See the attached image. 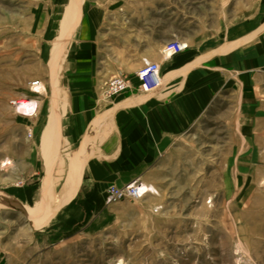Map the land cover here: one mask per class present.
<instances>
[{
    "label": "crops",
    "instance_id": "obj_1",
    "mask_svg": "<svg viewBox=\"0 0 264 264\" xmlns=\"http://www.w3.org/2000/svg\"><path fill=\"white\" fill-rule=\"evenodd\" d=\"M49 2L38 14L44 33L70 4ZM239 7L219 13L216 0H81L56 81V64L47 65L50 81L40 80L34 112L22 116L29 147L19 153V202L30 205L41 190L42 221L57 210L53 223L63 230L91 227L112 204L109 185L154 186L179 174L178 139L220 93L236 95L243 128L264 120V0ZM171 40L186 47L163 57ZM145 63L158 65L155 89L144 90L136 75ZM118 74L128 89L104 98L106 81Z\"/></svg>",
    "mask_w": 264,
    "mask_h": 264
},
{
    "label": "rangeland",
    "instance_id": "obj_2",
    "mask_svg": "<svg viewBox=\"0 0 264 264\" xmlns=\"http://www.w3.org/2000/svg\"><path fill=\"white\" fill-rule=\"evenodd\" d=\"M216 1L221 13L245 0ZM50 3L0 0V264H264V120L243 128L234 93H220L180 136L178 175L112 203L91 227L63 230L53 223L57 210L42 221L41 190L30 205L19 202L28 118L10 100L35 97L28 83L50 81L47 65L70 44L61 35L65 15L44 33L38 14Z\"/></svg>",
    "mask_w": 264,
    "mask_h": 264
},
{
    "label": "built area",
    "instance_id": "obj_3",
    "mask_svg": "<svg viewBox=\"0 0 264 264\" xmlns=\"http://www.w3.org/2000/svg\"><path fill=\"white\" fill-rule=\"evenodd\" d=\"M186 44L179 40H171L166 42L160 49V53L163 57L170 56L174 53L179 52L180 50L184 49ZM158 71V65L155 63H145L137 72L136 75L140 81L141 87L144 90H149L154 88L158 85V79L156 77ZM40 84L39 79H33L28 83L29 91L33 93H37L35 87ZM34 87V88H33ZM129 87V79L127 76L122 74H118L115 76L110 77L105 84L103 90V96L106 99H111L114 96L124 92ZM21 98L12 99L10 100V105L12 107L16 106L17 103L20 102ZM24 116L26 114H20ZM27 136H30V132L27 131ZM142 182L138 179H135L123 186H115L109 185L106 188V202L107 203H114L123 198L130 197V198H139L143 196L144 192L140 193L139 188Z\"/></svg>",
    "mask_w": 264,
    "mask_h": 264
},
{
    "label": "bare ground",
    "instance_id": "obj_4",
    "mask_svg": "<svg viewBox=\"0 0 264 264\" xmlns=\"http://www.w3.org/2000/svg\"><path fill=\"white\" fill-rule=\"evenodd\" d=\"M78 5L76 3V0H71L70 4L66 7L64 15L66 16L65 19L62 21V25L64 26L61 35H63L64 37H67L70 26L73 22V18H74V14L75 11L77 9ZM59 51V47L54 48V53H53V59L54 60V56L56 55V53ZM51 67L53 65H50ZM159 81V79H158ZM34 88V87H33ZM35 89L37 90L36 92H41L43 91V84L40 83L38 86L35 87ZM155 89V88H154ZM33 93V92H32ZM35 95V93H33ZM36 106V96L35 97H24L22 99H20V102L17 103L16 106H14V110L17 114H26L27 116H29V114H32L34 112ZM47 189V188H45ZM156 189L153 185L149 184V183H144L142 182L140 188H139V192H155ZM119 264V263H118Z\"/></svg>",
    "mask_w": 264,
    "mask_h": 264
}]
</instances>
